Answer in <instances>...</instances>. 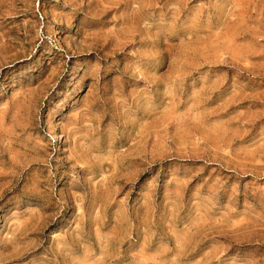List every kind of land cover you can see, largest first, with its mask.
<instances>
[{
  "label": "rangeland",
  "instance_id": "374dc122",
  "mask_svg": "<svg viewBox=\"0 0 264 264\" xmlns=\"http://www.w3.org/2000/svg\"><path fill=\"white\" fill-rule=\"evenodd\" d=\"M0 264H264V0H0Z\"/></svg>",
  "mask_w": 264,
  "mask_h": 264
}]
</instances>
